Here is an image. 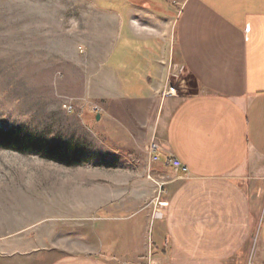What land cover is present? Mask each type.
<instances>
[{
  "label": "crops",
  "instance_id": "0c3cea01",
  "mask_svg": "<svg viewBox=\"0 0 264 264\" xmlns=\"http://www.w3.org/2000/svg\"><path fill=\"white\" fill-rule=\"evenodd\" d=\"M140 24L124 16L138 49L128 45L109 69L125 76L126 93L136 86L143 95L159 85L161 60L151 26ZM171 41L198 89L154 104L146 103L152 93L135 97L155 118L129 130L143 143L155 139L162 162L146 154L145 166L128 167L145 177L138 196L89 206L84 211L99 220L78 218L88 227L64 229L68 242L51 251L48 264L249 263L264 212V0H185ZM111 115L131 122L128 113ZM166 152L187 172L164 168ZM254 257L264 264V242Z\"/></svg>",
  "mask_w": 264,
  "mask_h": 264
},
{
  "label": "rangeland",
  "instance_id": "374dc122",
  "mask_svg": "<svg viewBox=\"0 0 264 264\" xmlns=\"http://www.w3.org/2000/svg\"><path fill=\"white\" fill-rule=\"evenodd\" d=\"M151 1L161 3L159 11H143L129 0H0V127L25 141L16 148L23 152L0 150V264H48L51 251L67 241L64 229L88 227L78 218L99 220L100 214L84 211L89 206L138 196L143 176L127 168L146 165L150 141L130 132V124L153 122L155 109L144 111L135 97L152 93L146 103L154 104L171 88L178 98L198 89L171 41L185 0ZM124 16L151 26L159 49L161 79L148 95L136 86L126 93L125 76L110 73L128 45L138 49L123 29ZM121 112L131 122L110 117ZM55 145L63 164L44 158ZM263 242L264 212L249 263H257Z\"/></svg>",
  "mask_w": 264,
  "mask_h": 264
},
{
  "label": "trees",
  "instance_id": "16d2710c",
  "mask_svg": "<svg viewBox=\"0 0 264 264\" xmlns=\"http://www.w3.org/2000/svg\"><path fill=\"white\" fill-rule=\"evenodd\" d=\"M128 3L130 5L138 7V8L150 9L153 11H159L157 6L161 5V3H159V4L154 3V5H153L152 1L150 2V0H146V1L137 0L136 2H135V0H129ZM146 4H148V6H150V7H147ZM23 142H25V141H23L21 139L19 132L13 131V130H7L3 127H0V150L23 152V151H19L21 149H16V148L20 147V144H22ZM37 147L41 148L40 145H35L33 148H37ZM60 156H62L60 154V149L58 146L55 145V146L49 147V156L44 157V158L49 160V161H53L55 163H58V164H63L64 160H62Z\"/></svg>",
  "mask_w": 264,
  "mask_h": 264
},
{
  "label": "built area",
  "instance_id": "2783aa9c",
  "mask_svg": "<svg viewBox=\"0 0 264 264\" xmlns=\"http://www.w3.org/2000/svg\"><path fill=\"white\" fill-rule=\"evenodd\" d=\"M168 96H173L175 95V89L171 88ZM68 107V106H65ZM68 112L72 113L73 112V107L69 106ZM98 111V109H96ZM162 147L156 142L155 139L151 140L150 143L147 144L146 147V154L150 157L151 163L157 164L162 162ZM163 167L166 169H171V170H180L182 172H187V168L182 165V163L170 152H166V157L163 162ZM249 264H253V262H250Z\"/></svg>",
  "mask_w": 264,
  "mask_h": 264
},
{
  "label": "water",
  "instance_id": "95a60500",
  "mask_svg": "<svg viewBox=\"0 0 264 264\" xmlns=\"http://www.w3.org/2000/svg\"><path fill=\"white\" fill-rule=\"evenodd\" d=\"M100 119H101V116H100V115H98V116H97V120L99 121Z\"/></svg>",
  "mask_w": 264,
  "mask_h": 264
}]
</instances>
